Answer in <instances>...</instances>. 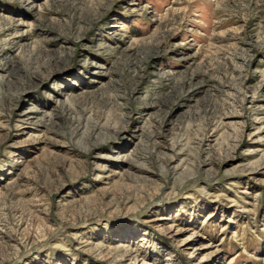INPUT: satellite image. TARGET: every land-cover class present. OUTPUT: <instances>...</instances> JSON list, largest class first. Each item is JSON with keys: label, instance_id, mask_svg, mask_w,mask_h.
Segmentation results:
<instances>
[{"label": "rangeland", "instance_id": "rangeland-1", "mask_svg": "<svg viewBox=\"0 0 264 264\" xmlns=\"http://www.w3.org/2000/svg\"><path fill=\"white\" fill-rule=\"evenodd\" d=\"M0 264H264V0H0Z\"/></svg>", "mask_w": 264, "mask_h": 264}]
</instances>
